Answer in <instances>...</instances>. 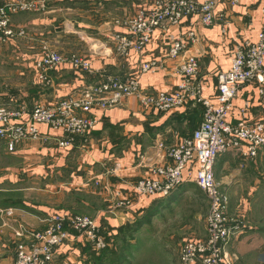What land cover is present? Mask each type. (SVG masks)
Instances as JSON below:
<instances>
[{
  "label": "crops",
  "instance_id": "0c3cea01",
  "mask_svg": "<svg viewBox=\"0 0 264 264\" xmlns=\"http://www.w3.org/2000/svg\"><path fill=\"white\" fill-rule=\"evenodd\" d=\"M145 1L46 0L44 12L14 16L13 26L27 35L0 46V106L17 104L29 113L36 103L54 104L107 75H133L142 63L152 60L161 61L165 68L141 76V92L175 89L178 62L167 60L169 41L165 35L156 33L141 56L128 58L117 53L111 39L121 31L114 22L132 16ZM238 1L232 5V0H216L217 22L211 28L189 19L174 32L182 37L192 30L196 33V41L184 56L198 58L204 98H215L217 76L229 70L234 47L244 41L257 42L262 30L264 0ZM45 45L63 56L78 54L90 59L92 70L63 64L51 71L52 86L41 84L35 63ZM246 105L248 111L242 116ZM203 112L198 104L159 112L143 107L139 98L132 96L117 107L86 114L96 125L70 147H59L56 141L62 132L45 125H39V131L51 138L47 143L25 141L10 152L0 140V264H12L18 244L29 246L32 235L46 229L57 212L95 219L111 248L137 212L161 201L146 198L131 211L113 212L116 195L130 196L132 186L146 177L152 166L166 162L167 151L193 134ZM227 120L233 126L264 121V104L255 82L243 87ZM217 173L229 197L228 216L244 223L241 233L229 242L228 254L235 264H260L264 262V204L253 208L242 205V195L264 197V150L246 162L236 154H223L216 161ZM206 236L205 223L204 236L192 239ZM103 253L88 242L76 241L60 248L51 264H102Z\"/></svg>",
  "mask_w": 264,
  "mask_h": 264
},
{
  "label": "built area",
  "instance_id": "2783aa9c",
  "mask_svg": "<svg viewBox=\"0 0 264 264\" xmlns=\"http://www.w3.org/2000/svg\"><path fill=\"white\" fill-rule=\"evenodd\" d=\"M238 3L232 0V5ZM46 7V0H5L0 7V46L27 35L24 29L13 26L14 16L41 13ZM216 8V0H146L132 16L114 22L121 31L113 33L111 39L122 57L141 56L156 33L167 37V60L178 62V84L173 90L141 92L140 77L165 68L161 61L152 60L142 63L133 75H107L80 93L54 104L36 103L29 113L26 107L17 104L0 106V140L12 152L25 141L49 142L51 138L40 133L39 125L62 132L57 145L70 147L77 137L86 136L96 125V120L86 114L117 107L132 96L138 97L143 107L159 112H170L188 104L201 105L204 112L199 127L170 148L167 161L152 166L147 176L132 186L130 196L116 195L112 209L113 212L131 211L142 199H168L188 183L200 188L209 200L205 220L207 236L182 243L180 264H235L227 247L241 233L244 223L228 216L229 197L217 181L216 161L219 156L232 153L246 162L256 159L264 150V121L233 126L227 120L235 99L248 84L258 85L264 104V22L257 42L244 41L232 50L229 70L217 76L218 90L214 99L202 95L198 58L184 56L190 44L196 41L195 31L185 37L174 34L189 19H196L202 28L213 27L217 22ZM261 14L264 19V4ZM63 64L75 70H92L90 59L78 54L63 56L45 45L35 63L37 80L47 87L52 86L50 73ZM246 111L248 105L242 109V116ZM32 237L29 246L18 244L12 264H51L60 248L76 241L88 242L97 250L107 247L103 229L95 219L62 212L54 213L46 229Z\"/></svg>",
  "mask_w": 264,
  "mask_h": 264
},
{
  "label": "rangeland",
  "instance_id": "374dc122",
  "mask_svg": "<svg viewBox=\"0 0 264 264\" xmlns=\"http://www.w3.org/2000/svg\"><path fill=\"white\" fill-rule=\"evenodd\" d=\"M216 178L220 183L218 173ZM173 196L137 212L111 248L103 250L102 264H180L182 243L205 234L209 200L193 184ZM257 203L264 204V197L242 195V205Z\"/></svg>",
  "mask_w": 264,
  "mask_h": 264
},
{
  "label": "trees",
  "instance_id": "16d2710c",
  "mask_svg": "<svg viewBox=\"0 0 264 264\" xmlns=\"http://www.w3.org/2000/svg\"><path fill=\"white\" fill-rule=\"evenodd\" d=\"M3 3H4V1H3V0H0V7H1V5H2ZM96 82H97V81H96ZM96 82H95V83H96ZM93 84H94V83H93ZM172 196H173V195H172ZM172 196H171V198H172ZM171 198H170V199H171ZM173 198H174V196H173ZM101 251H102V250H101Z\"/></svg>",
  "mask_w": 264,
  "mask_h": 264
}]
</instances>
